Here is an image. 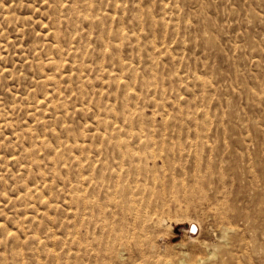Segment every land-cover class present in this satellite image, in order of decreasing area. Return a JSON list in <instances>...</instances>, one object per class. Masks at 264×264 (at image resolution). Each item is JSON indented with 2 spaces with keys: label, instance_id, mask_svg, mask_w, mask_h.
<instances>
[{
  "label": "rangeland",
  "instance_id": "rangeland-1",
  "mask_svg": "<svg viewBox=\"0 0 264 264\" xmlns=\"http://www.w3.org/2000/svg\"><path fill=\"white\" fill-rule=\"evenodd\" d=\"M0 264H264V0H0Z\"/></svg>",
  "mask_w": 264,
  "mask_h": 264
},
{
  "label": "bare ground",
  "instance_id": "bare-ground-1",
  "mask_svg": "<svg viewBox=\"0 0 264 264\" xmlns=\"http://www.w3.org/2000/svg\"><path fill=\"white\" fill-rule=\"evenodd\" d=\"M37 190V189H36Z\"/></svg>",
  "mask_w": 264,
  "mask_h": 264
}]
</instances>
